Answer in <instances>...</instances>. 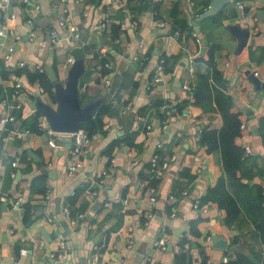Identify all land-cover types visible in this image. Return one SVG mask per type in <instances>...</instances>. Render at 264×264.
I'll list each match as a JSON object with an SVG mask.
<instances>
[{"label": "crops", "instance_id": "obj_1", "mask_svg": "<svg viewBox=\"0 0 264 264\" xmlns=\"http://www.w3.org/2000/svg\"><path fill=\"white\" fill-rule=\"evenodd\" d=\"M236 1L242 2L241 10ZM210 2L10 0L2 8L0 24L7 35L0 52L9 43L14 49L7 59L0 58V115L13 114L16 119L8 123L11 128L7 124L0 130V192L7 195L5 205L0 201V264H173L182 236L188 238L184 249L189 264H225L223 257L230 251L237 229L226 224L225 211L216 203H204L200 208L192 205L222 172L218 152H208L198 141L203 127H220L222 119L214 99L206 102L208 108L193 103L191 88L184 84L193 87L190 82L200 73L207 74L209 82L218 81L212 77L214 67L219 70L218 79L225 81L232 97L231 110L238 113L243 124L235 142L249 146L257 165L264 169L260 124L264 122V0H230L220 10L219 21L213 20L217 12L196 20ZM64 6L78 39L61 31L52 48L38 50V40H48V32L56 27L57 15ZM10 13L14 14L11 20L7 19ZM233 24L250 31L239 51L238 39L229 29ZM186 26L191 30L183 29ZM31 31L35 33L33 38L29 37ZM15 34L20 36L18 40H14ZM73 46L83 49L84 73L91 71L85 79L81 80L84 73L80 77L82 101L103 96L102 104L109 103L110 111L102 115L104 133L97 132L87 152L79 156L81 164L68 173V164L76 159L71 153L72 139L70 143L60 141L65 135L56 132L58 143L53 147L47 142L45 125L39 126L41 132L37 133L22 126L21 120L37 111L30 107L36 93L48 104L56 103L50 92L40 91L43 86L37 79L31 80L28 71L38 70V66L45 71L49 65L63 80ZM143 54L147 59L141 61ZM161 54H166L168 61L161 78L155 80V64ZM105 62L109 70L101 73L96 65ZM248 70L263 85L256 87ZM108 73L111 83L117 80L112 93L111 83L108 88L103 85ZM82 83L86 84L84 88ZM160 99L163 103L156 105ZM182 100H188L185 108L171 112V106ZM246 108L252 110L253 117ZM38 120L44 122L41 113ZM146 124H150V133ZM128 132L135 133L130 144L123 140ZM113 141L115 145L106 152ZM157 151L159 162L169 159V166L154 173L157 183L148 186V163ZM14 159L16 165L11 163ZM45 170L54 172L50 176ZM92 170H106L103 182L96 187L97 195L92 199L83 193L79 199L84 203L83 211L70 217L69 209L65 212L68 199ZM183 170L193 177L181 174ZM39 174L45 175L48 198L30 193V183ZM252 181L264 188V173L253 176ZM151 187L154 200L150 199ZM18 195L22 200L15 204ZM27 204L30 210L25 220ZM192 221L199 231L196 236L189 231ZM214 233L227 240L226 247L213 246ZM60 238L68 245L65 259L57 253ZM20 248L26 253L20 254Z\"/></svg>", "mask_w": 264, "mask_h": 264}, {"label": "trees", "instance_id": "obj_2", "mask_svg": "<svg viewBox=\"0 0 264 264\" xmlns=\"http://www.w3.org/2000/svg\"><path fill=\"white\" fill-rule=\"evenodd\" d=\"M131 2L132 0H128ZM207 8V3L205 4ZM205 10V9H204ZM204 10H200L199 13ZM176 5L171 10V14H176ZM222 12L219 11L213 16L214 21H219ZM178 23L184 24L183 20H179ZM183 29L191 30L190 26H186ZM116 27L114 32H116ZM145 57V58H143ZM163 58V70L166 69L168 57L166 54H161L160 58ZM141 61L147 59L145 54L139 57ZM105 59H102L104 61ZM211 64L210 60H207ZM109 67L103 66L100 70L101 73H106ZM91 73L87 70L82 79H85L88 74ZM29 78L31 80L37 79L45 90L53 94V83L49 80L45 71H28ZM213 77L219 81V70L214 67ZM215 77V78H214ZM209 76L204 73L197 74L195 81L190 82L193 84L191 88L193 95V103H196L204 108H208L206 102L214 99L216 107L221 115L222 123L220 127H203L199 132L198 141L200 145L206 147L208 152H218L221 160L222 172L218 176L214 185L209 186L206 189L200 199V205L204 203L214 202L219 208L225 211V222L228 226L237 229L230 241V251H227V261L225 264H264V188L258 182L252 181L253 176L262 175L264 169L262 166H258L255 157L251 153H246L244 147L238 145L235 142V137L240 133V118L237 112L231 110L232 97L226 91L225 81L220 80L209 82ZM83 82V81H81ZM2 89L0 87V98L2 96ZM81 100L82 95H81ZM163 103V100H158L156 105ZM188 100H182L172 105L171 112H180L185 108ZM110 111L109 103L102 104L94 116L83 120L81 122V128L87 131L89 134L93 132L104 133L102 115ZM20 115V112H17ZM39 111H35L34 114L21 120L22 126L28 128L33 132H41L39 123ZM264 135V122H260ZM7 128H11L8 124ZM134 132H128L123 140L127 143H132ZM116 142H112L108 145L106 152H110ZM159 161L161 160L158 151L155 152ZM148 167H151L149 161ZM183 175H187L188 178L193 176L186 173L185 170L181 172ZM147 184L155 186L157 183L154 172L147 173ZM86 183L81 184L73 195L68 199V209L70 217L76 216L79 212L83 211L84 203H80V197L84 193ZM45 175L39 174L35 176L30 183V193L45 194ZM9 197V196H8ZM79 204L77 205V203ZM30 210V205H25L24 218L26 220ZM190 233L192 235H198L199 231L195 224V221L191 222ZM186 236H182L180 239L179 252L174 254L173 264H189L190 258L186 253L184 247ZM104 246H101V249Z\"/></svg>", "mask_w": 264, "mask_h": 264}, {"label": "built area", "instance_id": "obj_3", "mask_svg": "<svg viewBox=\"0 0 264 264\" xmlns=\"http://www.w3.org/2000/svg\"><path fill=\"white\" fill-rule=\"evenodd\" d=\"M31 0H21V2L23 3H29ZM10 0H0V17L2 15L1 10L4 6L9 5ZM236 7L239 8L240 10L243 7L242 2L240 1H236ZM38 5H35V8H37ZM14 17L13 13H10L8 15L7 19H12ZM30 19H27V22H29ZM133 23L135 24L136 21H133ZM101 24H103L101 22ZM62 31L63 34H65V36H69L72 37L73 39H78L79 37V33L76 30L75 24L71 19V16L69 14L68 8L66 6H64L61 11L58 13L57 15V19H56V27H53L52 29L49 30V35H48V40H43V39H39L38 40V50L42 49L43 47H49L52 48L60 39V32ZM7 35V30L5 29V27L1 26L0 24V46L4 45V41L3 39L6 37ZM19 35L15 34L14 35V40H18L19 39ZM29 37L33 38L35 37V33L34 31H31L29 33ZM195 40L197 42H200V39L195 36ZM14 49V45L13 43H9L5 45V50L3 52H0V58H4L7 59L8 57H10L11 52ZM145 58V57H143ZM73 61V57L70 55L67 58V62L68 64H70ZM20 65H22V61L19 62ZM108 65L107 62H105V64L102 63H98L96 65V68L98 70H101L103 66ZM38 70L39 71H43V67L42 66H38ZM192 71V67H190V69ZM155 80H159L161 78V74L163 71V58H159L158 61L155 64ZM111 83V74L108 73L106 75H104L103 77V85L108 88L110 86ZM86 84L82 83V88H84ZM184 87L189 89V85L188 83L184 84ZM40 91H44L43 87L39 88ZM16 119L15 115L13 114H6V115H0V130H2L3 128H5V126L9 123V122H13ZM39 126L46 128V133L48 135V144L51 146H57V139L54 137L56 131H53L50 129V127L48 125H46L42 120L39 121L38 123ZM166 125V124H164ZM240 127H243V124H240ZM146 130L147 133H150V124H146ZM62 134L65 135V137H69L72 139V148H71V153L72 155L76 158L75 161L73 163L68 164L67 166V172L68 173H73L77 167L81 164V160L79 158L80 155H83L87 152L88 150V146L91 143V141L97 137L98 133L97 132H93L92 134H89L87 131L83 130V129H79L78 131L74 132V133H64V132H60ZM4 138V137H2ZM160 144H158L159 146ZM244 151L246 153H250L251 152V148L249 146H244ZM174 158V156H171V159ZM13 165L17 164V160H12L11 162ZM150 163H151V167L150 170L151 172H158L159 169H166L169 166V159H164L163 161L159 162L158 160V156L156 154H153L150 158ZM104 175H106V170H102L101 172H97L95 170H92L91 173L88 175V177H86L85 179V183L87 184L86 187L84 188V193L89 196L92 199H95L96 195H97V185H100L103 182V178ZM150 191L152 192V195L150 196L151 200L155 199V196L153 194L154 189L151 187ZM184 194L187 192V190H183L182 191ZM45 198H48L49 195L45 194L44 196ZM7 200V195L3 192H0V201H4L6 202ZM22 200V196L18 195L15 199H14V203L15 204H19ZM107 204V203H106ZM192 205L194 208H200V202L199 199H195L192 202ZM65 212L68 213V208L65 207ZM80 215H82V213H80ZM72 222H74V220H72ZM131 243V239L128 241V244ZM57 253L58 256L62 259H65L67 257V253H68V245L67 242L64 238H60L58 241V247H57ZM20 254H24L26 253V249L25 248H20L19 249ZM228 259L227 256L223 257V260L226 262Z\"/></svg>", "mask_w": 264, "mask_h": 264}, {"label": "water", "instance_id": "obj_4", "mask_svg": "<svg viewBox=\"0 0 264 264\" xmlns=\"http://www.w3.org/2000/svg\"><path fill=\"white\" fill-rule=\"evenodd\" d=\"M229 1L230 0H211L209 7L197 16L196 20L220 11ZM258 14L260 16L262 15L261 10H258ZM195 29L197 30L198 28L195 27ZM229 29L238 39L237 51H239L248 41L250 33L249 28L233 24L229 26ZM81 39H84V36H81ZM253 42L254 39L250 38L249 43L253 44ZM70 53L73 56V61L66 70V75L63 80L58 78V75L53 67L49 65L45 66V71L47 72L50 81L53 83V92L56 100L55 105L52 106L48 104L42 100L37 93L34 102L30 104L32 109L39 111L43 115L44 123L48 125L51 130L56 132L74 133L78 131L81 128V122L96 114L99 107L104 102L103 96H96L95 98L84 102L81 100L79 82L80 77L85 70L83 49L81 46H73ZM247 74L256 87L261 84L263 85L261 80L253 72L248 70ZM116 84L117 80H113L109 89L110 93L114 91ZM245 110L247 114L253 117L251 109L246 108ZM60 141L70 143V138L64 137L61 138ZM28 151L32 156L34 155L31 150ZM45 172L51 176L54 170H45ZM5 204L6 202L2 203V205ZM211 240L213 242V246L216 247L224 248L227 245V240L220 238L216 233L211 235Z\"/></svg>", "mask_w": 264, "mask_h": 264}]
</instances>
